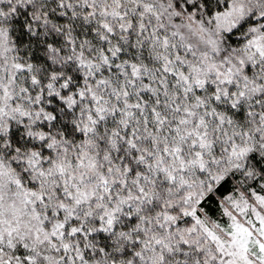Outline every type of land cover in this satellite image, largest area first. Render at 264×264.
Instances as JSON below:
<instances>
[{"label":"snow or ice","instance_id":"snow-or-ice-1","mask_svg":"<svg viewBox=\"0 0 264 264\" xmlns=\"http://www.w3.org/2000/svg\"><path fill=\"white\" fill-rule=\"evenodd\" d=\"M0 264H264V0H0Z\"/></svg>","mask_w":264,"mask_h":264}]
</instances>
